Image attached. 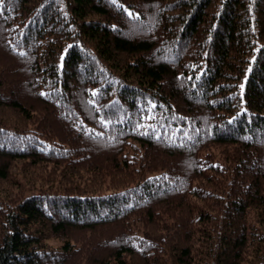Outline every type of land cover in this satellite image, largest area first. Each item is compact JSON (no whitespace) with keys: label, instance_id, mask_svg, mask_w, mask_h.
<instances>
[{"label":"trees","instance_id":"obj_1","mask_svg":"<svg viewBox=\"0 0 264 264\" xmlns=\"http://www.w3.org/2000/svg\"><path fill=\"white\" fill-rule=\"evenodd\" d=\"M0 264H264V0H0Z\"/></svg>","mask_w":264,"mask_h":264},{"label":"rangeland","instance_id":"obj_2","mask_svg":"<svg viewBox=\"0 0 264 264\" xmlns=\"http://www.w3.org/2000/svg\"><path fill=\"white\" fill-rule=\"evenodd\" d=\"M48 243L51 245V246H54V247H59L61 242L57 239H52V240H49Z\"/></svg>","mask_w":264,"mask_h":264}]
</instances>
